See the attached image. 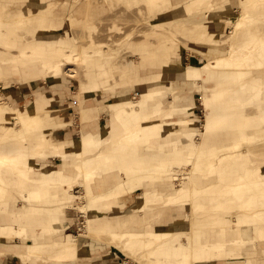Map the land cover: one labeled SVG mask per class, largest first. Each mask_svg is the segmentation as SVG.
<instances>
[{
	"label": "bare ground",
	"instance_id": "bare-ground-1",
	"mask_svg": "<svg viewBox=\"0 0 264 264\" xmlns=\"http://www.w3.org/2000/svg\"><path fill=\"white\" fill-rule=\"evenodd\" d=\"M21 1L0 0V256L68 262L78 235L139 264H253L252 244L264 255V0H236L226 20L231 0H118L126 19L128 5L142 1L165 22L137 43L126 24L117 39L94 34L95 0L66 14L64 0ZM76 23L86 33L74 52ZM177 46L200 52V62L182 59ZM75 60L85 70L75 72ZM67 78L77 81L74 105L60 99ZM39 82L48 87L34 88ZM74 106L76 122L66 118ZM70 209L85 217L81 231L49 240Z\"/></svg>",
	"mask_w": 264,
	"mask_h": 264
},
{
	"label": "rangeland",
	"instance_id": "rangeland-1",
	"mask_svg": "<svg viewBox=\"0 0 264 264\" xmlns=\"http://www.w3.org/2000/svg\"><path fill=\"white\" fill-rule=\"evenodd\" d=\"M6 1L7 0H5V2ZM23 1H25V0H23ZM26 1H28V0H26ZM56 1H57V3H59L62 0H56ZM64 1L68 2L67 4H68L69 7L67 6L68 8L64 9L63 14H66L70 10H73L74 7L77 4H82L83 12H84V9H85L84 0H78V2L76 0H64ZM95 1H96V6L98 5L97 6L98 8L97 7H93L94 8L93 9L94 12L97 13V14L93 13V15H92L95 24H97V27H96L97 29L95 30L94 34H97V33L100 34V32H102L103 34H100V35H103V36H100V37H103V38L107 37V36L110 37V35H112V38H116V36H118V35L121 36V34H123L125 36V33L127 32V30H126V27H124V26L129 25V26H127V28L130 27L128 30H130L129 32H131V34H132V36L131 35L130 36L133 37V38H131V40L134 41L135 43H137V42L143 41V37L145 36L146 33L153 32V29L155 28L154 22H155V24H157V23H161V24L165 23V22H163L162 19H160L161 21H158V22L153 20L151 18V14H149V12L146 11L147 10V5H145L144 2H142V1L133 2L131 5H128V7H131V9H132L131 17L128 18V19H126L123 16V14H124L123 12L119 11V7H121V6L123 8L126 7V4H123L121 1L111 0L113 6L117 10V11L115 10V12L109 10V9H111V7L108 6V4L105 2V0H95ZM231 1H232V5H231L230 9H227L226 11H223L221 13V14H223L222 17L225 18V20L227 19V17L228 18L234 17L238 13V11H236L237 10V8H236V6H237L236 0H231ZM10 2H11L10 4L13 6V8L18 7V6H20L23 3L21 0H10ZM75 2H77V3H75ZM60 6H62V5H57L56 8H60ZM143 6L145 7V10L141 9ZM135 9H136V12H133V10H135ZM263 9H264V6L261 5L259 10L261 11ZM137 11H139V12H137ZM112 12H114V13H112ZM210 14H212V13H210ZM202 16L203 15L200 14L199 15V19H203ZM82 17H83V15H82ZM144 17L146 19H144ZM225 23L226 24H225L224 30L226 32H228V30H230V23H227L226 21H225ZM111 24L112 25L113 24H115V25L119 24L121 27L118 25L120 28L117 26L119 29H116L117 27H112ZM110 27L112 28V30H114L115 32L117 31L120 34H115V32H110L109 31ZM101 28L104 31H100L99 32V30H101ZM71 31L73 32V33H71L72 36L73 35L77 36L75 41L79 42V44L77 45L78 48L76 46V50L74 51V52H77L80 49L81 42L85 41L86 28H82L80 26V24L76 23V27H72ZM106 31H108V32H106ZM104 33L105 34L109 33V35L104 36ZM112 33L115 34V35L113 36ZM120 36H118L117 38H120ZM100 37L98 36V39ZM109 37H107V38H109ZM147 37H148L149 40L151 39V42H153L152 43V47H153L152 49H155L156 46L158 45L157 36H155L153 34H149ZM88 38H89V36H88ZM112 38H110L111 39L110 41L113 40ZM100 39L102 40V38H100ZM103 40H106V38L103 39ZM164 43H165V41H164ZM166 43H168V41H166ZM188 45L190 46V43H188ZM195 46H197V48H199L200 50H204L205 51V52L201 51V56H203L205 58L213 56L214 52H209V53L207 52L209 50L214 51L213 49L207 47L209 45H200L199 47H198V45H195ZM125 47H127V46L123 45L122 48L125 49ZM205 47H207V48H205ZM122 48H120L121 49L120 51L124 50ZM128 48H130V47H128ZM128 48L125 49V51H124L125 53L128 52V50H127ZM179 48H180V50H179ZM120 51H119V53H120ZM174 51L181 53L182 59H186L189 63L200 62V59H201V57L199 56L200 52L198 53L196 51H192L190 47L182 48V47H178L177 46V47L174 48ZM124 52H122V55H124ZM129 52L131 53V51H129ZM134 53H135V55L133 53H131V55L134 56V58L137 59V57H138L137 51H135ZM217 53H219V52H217ZM127 54L129 55V53H127ZM192 54H194V56ZM122 55L118 56L117 58H120ZM122 58L123 57H121V59ZM73 62L74 63H71V65H69V66H71L72 69L75 72L79 73V72H81V70H85V66L81 65L80 61L75 60ZM149 70L150 69L147 68L146 70H143V71H149ZM63 84L64 85H62L59 88L60 93H62L60 99L61 100H65L66 99L65 97L70 98V101L71 102L73 101L72 105H74L76 103V96H75L74 90L77 88V81L74 80L73 78H67V79H65ZM47 87H48L47 84L40 83V82L37 83V85L35 84V86H34V88H37V89L38 88L44 89V88H47ZM129 94H130V97L133 96L136 99L139 98V95H138L136 90L135 91H131ZM189 95H191V97L194 99V103L192 104V106H193L192 110H195L194 115L196 116V118H197V120L199 122L198 124L201 125L203 123V120H204V107H203V105L200 104L201 96H200V94L198 92H194V91L192 93H190ZM21 96H22V92H17L15 95H12L11 98L12 99H16V102L19 103V102H21V99H22ZM168 99L169 98H167L166 100H168ZM76 107L77 106H74L72 108V111H70L68 113V115H66V118H68L69 120L70 119H74L75 122L77 120L75 118V115L73 116V112H77ZM98 124L100 125V123H98ZM74 131H75L74 133H76L77 128L74 129ZM56 164H57V160H51V164H50L51 167L55 166ZM176 168H182V166L181 165H177ZM174 171H176V170H174ZM163 188L164 189H169L170 187H163ZM163 188H162V190H163ZM20 201L21 200H19V202ZM71 203L73 205H75L76 208L78 209L79 204L81 202H79L75 198H73ZM121 211L124 213L125 211H127V209L123 208V210H121ZM79 213H80L79 210L77 212V210L70 209V213L67 214V216H69L70 218L69 219L65 218L64 221H63L64 228L59 229L57 231H55V230L52 231L50 236H49V240L55 239V238H60V237L62 238L64 236V234L67 233V232H79V231H81V229H79V227L81 226V223L83 222L85 217L80 216ZM97 214L100 215L101 213H97ZM47 239H48V237L44 238V240H47ZM12 240H13V242L17 243L19 241V238H14ZM76 241L78 243V247H80L79 251H77L78 255L74 259L69 260L68 262H57L56 264H139L138 262L133 260V257L131 256L132 255L131 253L127 252V254H126L125 252L117 249L116 247H114L113 245H111L108 242L101 241V240H96V239L91 238L90 236L87 237V236H82V235H78ZM92 243L93 244L96 243L95 246L91 245ZM248 248H249L248 249L249 252H251L250 254H253V252H254L256 247L253 246V244H252V247L248 246ZM258 251H261V249L259 248ZM5 255H8V256L16 259V263H21L19 260H21V259L23 260L21 255L16 253V251H11L9 253H5L3 256H5ZM11 255H16V257L19 260L16 257H13ZM255 255H258V254L255 253L252 256L256 257ZM258 256L264 257V255H258ZM47 263H50V262H47ZM190 263L191 264H198V262H196L194 260H192V262H190ZM21 264H23V263H21ZM26 264H41V262L40 261H34V262L33 261H29Z\"/></svg>",
	"mask_w": 264,
	"mask_h": 264
},
{
	"label": "crops",
	"instance_id": "crops-1",
	"mask_svg": "<svg viewBox=\"0 0 264 264\" xmlns=\"http://www.w3.org/2000/svg\"><path fill=\"white\" fill-rule=\"evenodd\" d=\"M71 216V215H70ZM239 232V228H234V229H229L228 230V235L229 236H235L236 234H238ZM13 241V240H12ZM96 243H92L91 245L95 246ZM258 247L256 246L254 252L257 253L258 252ZM254 253V254H255ZM13 257H16V255H11ZM17 258V257H16ZM254 263L253 264H264V257H258V255H256V257H254ZM18 259V258H17ZM19 260V259H18ZM21 263L26 264L28 262H24L22 259L19 260ZM21 263H16V259L5 255V256H0V264H21Z\"/></svg>",
	"mask_w": 264,
	"mask_h": 264
}]
</instances>
